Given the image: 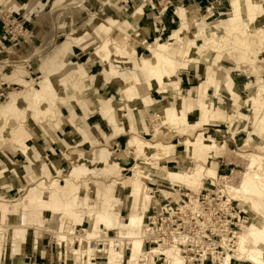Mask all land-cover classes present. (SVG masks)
Wrapping results in <instances>:
<instances>
[{"label":"rangeland","instance_id":"obj_1","mask_svg":"<svg viewBox=\"0 0 264 264\" xmlns=\"http://www.w3.org/2000/svg\"><path fill=\"white\" fill-rule=\"evenodd\" d=\"M48 1L49 0H43L42 2L30 4L28 0H23L24 3H27L24 8L28 13L22 17L19 13H13L11 9L7 8L12 2L9 0L8 2H0V29L2 31L0 34V79L1 75L7 70L16 67L21 68L28 73L24 81L30 82V84L35 87V90H37L36 92L39 91L33 96L19 99L20 96L15 93H20L22 91V85L13 84L12 87L15 89L10 87V91H14L15 93H11V95L14 96L13 100L10 102H8L10 99L9 96L6 97L0 93V121L4 119V125L6 126V128L4 127L2 129L4 131L2 135L12 136L11 139L13 141L17 134L16 130L19 124L23 123V125L27 124L26 126L33 137L34 134L40 136L41 132L39 133L38 131L41 130L43 133V128L47 125L49 126L51 120L58 118L56 117L55 105L59 104L60 107L61 101L67 96H71L77 100L76 97H78L79 91L84 90L82 89V85H80L87 76V70L83 62H87L91 57V53H93L92 50H94L95 55L101 60L103 71L112 65L115 67H123L122 70L126 71L125 67L129 69L128 65L137 63L135 57L129 58L131 54L130 49H132V47L139 56L145 54V56L142 57H147L150 54L146 49L147 44H153L154 46H150L151 48L156 47L158 44H166L172 49L170 52L173 57V67L176 68V78L178 79L179 76L181 82H185V85L179 84L182 89L179 88L178 93H174V106L177 107L178 98H180V96H187L189 94L195 96L196 89H198L197 87L199 86L201 88L203 86H207V88L210 87L209 92L205 97L199 94L198 97L196 96V98L194 97L187 101L184 114L183 111L177 114L175 109L171 108L172 106L166 103L158 104H165L166 109L175 112L178 119L175 122L172 121V123L167 121V119H164L166 122L162 119H158L154 123L152 119L153 115L151 116V113H148L149 110L145 109L141 111L140 119L141 123H143V128H145L144 131L146 132V134L142 132L141 136L149 140L143 141L138 139L137 136H134L131 138L132 141L130 140V143L136 145L137 140L150 145L161 143L167 147L168 153L166 155L168 157L170 152H172L171 145L165 141H150V139L153 140L151 134L153 124L156 132H158V128L163 131L169 127H173L178 129L179 134H188L187 138L189 141L213 140L217 143L221 149V152L218 153L220 156H217V159L211 158L214 160L211 165L209 162L210 157L206 154L201 155L200 153L192 151L193 155L184 158L185 148H179L180 155L183 156L184 161L172 163V165H170L171 167L188 172L192 171L191 168L193 166H202L208 169H213L212 167H214L217 170V174L215 177L208 176L206 173L204 175V180L193 187H189L185 183H174L173 186L176 184L178 185L172 189V197H175V191H178L179 188H188L194 191L197 188L201 189L203 183L207 184L206 187L210 188V182H213L215 186L212 189L216 188L217 190H223L225 184L228 188L233 187L237 189L244 173L247 172V166L252 162L256 164H254L256 174L264 177V111H262L260 107L262 103L264 104V102H262L264 101L262 100L264 99V62H262L264 54L261 55L262 57H257L258 60L256 59L255 63L244 62V60L241 59L243 50L237 48V46L234 48L227 46L224 48L225 50H221V52H217L210 46L208 50H205L207 52L204 51L205 53L203 54L199 53L200 56H197L199 58H195L192 62L183 65L173 55L175 53H172L177 52L183 44L189 41L193 42L196 46L207 47L211 40L210 37L214 35L210 34L206 37H202V22L197 21L188 25L180 41H173L172 37L174 32L180 28V18L177 14L180 5L186 8L195 5L200 15L206 20V24L218 25L215 32L217 36H224L227 39L236 41V38L239 36L237 33L238 31L246 30L247 33H254L258 28L264 27V0H250L249 7L246 8L247 6L245 7L244 5V10L241 11L238 17L233 15L232 0H224V2L223 0H219L224 3L226 7L222 11H219V14L211 8L216 0H204V2H200L199 0H145L144 2L140 0H51L54 5L53 7ZM237 2L240 5L245 1L237 0ZM252 2L255 5H260L259 12H262L260 14L261 16H259L257 12L255 13V10L252 8ZM39 3L45 5V7L41 9L39 5L35 10L34 7ZM58 3L61 4L58 5ZM140 7L143 8V15L141 14L143 20L138 25L134 26V29L135 32L140 30V28L148 29L151 38L145 40V44L137 43L139 41L143 42V35L147 34V30L145 29H143L144 32L138 33V35H133V33H120L118 31L117 36H109L110 34H105L103 30L99 31L96 29L95 25L98 24L99 21L108 22L109 19L120 20L122 23H124L126 19L127 22L133 23L134 20L130 17L134 15L137 8ZM8 16H11L10 20L7 19ZM206 30H208V28H206L205 31ZM86 41L89 43L86 50L91 49L92 52L84 53L85 51H82L81 47L75 46L73 47L74 52L72 56L74 62H81V66L86 71L85 74L81 75L74 72L76 70H74L73 65H71L73 63L69 61V59L67 60L69 63H66L64 67L61 66V68L53 63L56 54H59L63 50L68 54L71 52L73 45H81ZM254 42L255 39L253 37L251 41L248 42L250 50L253 53L256 51V44ZM43 64L46 66L45 70L41 68ZM253 65L256 71L253 70ZM43 70L44 73H42ZM100 72H102L101 67ZM257 72L258 74L256 75ZM138 77L143 81V74H139ZM42 80L44 81L41 82ZM19 81L21 80L17 81L18 84ZM65 82L67 83L66 85H64ZM177 82L178 80H176L175 84ZM40 83H45L50 86L47 89H40ZM109 85L114 86L115 84L110 82ZM9 86L8 83L3 82L0 86V91L1 89H8ZM175 86L174 84H170L167 89L173 90ZM126 92L127 91L124 92L125 97H117L116 103L113 101L112 97H110L112 100L111 102L117 106L118 111L121 106L124 105L123 102H126V100H128L129 103L131 102ZM87 93L91 95V99L94 94L103 96L101 97V101L92 99L97 104V107L102 104L104 99L109 98V95H107L106 91L103 89L97 93L87 90ZM83 94L86 93L83 92ZM79 99L83 100L80 96ZM16 100H18V102H16L14 107ZM131 103L130 105H133L132 108L135 110L138 106L147 107L149 105L148 102L146 103L143 100ZM158 105L154 107V112ZM134 113H136V111ZM217 114H219V118ZM119 117L122 122L124 113H119ZM220 120H224L225 122H219ZM124 121L133 128V120L131 117H127V119L124 118ZM210 122L214 125L209 124ZM102 126L105 130H110L107 125L104 124L103 120ZM216 129L222 132H227L229 129L233 133L238 132L240 134L238 135L237 141V134L234 136L236 143L233 144L230 142L232 137L231 134L226 133L225 135H219L215 132ZM90 133L92 134V129H90ZM122 133L123 130L120 134ZM42 135L41 137L45 139V134ZM105 135L106 134L102 130L100 135L94 136L98 138L97 140L99 142H106V139H101V137H105ZM184 138L186 137H178L171 140L169 134L162 132L159 134V137H157V139L162 140L169 139L174 144L184 140ZM73 139L76 138H72L71 141ZM221 141H225L229 145L228 153H223L224 143ZM27 144L36 149L40 154V156L36 158H33V156L29 158L33 164V176L37 178L34 181L36 185L33 184L28 189L26 187H21V190L18 191V183L13 182L8 188L11 195H15L17 191L18 193L10 199L9 203L11 208L0 212V246L2 247V245H4L5 247V250L0 248V260H4L5 264H48L47 259L52 256L53 264H98V262L105 264L107 262V256L105 252L101 251L103 249L102 242H99L100 244L98 243L101 249L99 248L100 252L98 251L99 253H97L96 256L85 255L84 258L81 259V250L84 253L86 252L84 251L86 248L83 245L76 241L73 242V240H69L63 244L64 254L61 255L62 253H60V249L57 247V239L54 237H56L57 233L66 232V230V233L75 231L70 235L73 237L79 233L85 235L83 230L90 229L91 226H94L92 230L94 233V237L91 241L92 243L96 242L98 239H96V237H99L101 234L103 235L104 232H107L111 237H116V230L108 229L105 227V224L101 222V214H114L119 212L121 216L127 218L131 212L130 208L139 201L138 197L135 195L130 196L131 190L122 189L126 178L133 175L132 167L136 164V161L134 163L135 159L131 160V163L127 167V171L124 173L126 176H124L123 179L122 176H117V174L120 173L119 171H121L123 162L120 163L116 169L112 167H98V169L94 165L95 163L90 162V156H95V154H98L96 153L97 150L104 148L102 144L88 153L83 152L79 158H76V161H68L61 164L62 166L60 167H58V163H62L64 157L61 151L57 150L56 153H54L51 147L48 146L50 150H46L42 153L39 149L35 148L33 141L29 140ZM121 145V147L113 146V149H119V151L115 152L110 150V153H115V155H119L120 157L122 156V160L124 161V151H126L127 145L126 140L123 141ZM9 152L12 151L10 150ZM11 154L14 155L15 153L12 152ZM239 154L244 155L245 161L243 158H240ZM12 155L10 156L16 163H18L17 161L19 160H25L23 155L17 159ZM133 156L135 158V155ZM230 157H233V165H223L219 167L217 160H224ZM148 159V162L157 166L159 165V162L156 161L154 157L150 156ZM33 161L38 164H34ZM138 161L142 163L147 162V160L142 157H139ZM255 161H257V163ZM21 163L24 162H20V164ZM79 164L82 166L84 165V168L79 171V173H82L79 174L78 177L72 176L74 165ZM161 165L163 166L166 164ZM92 169L95 170V173L90 175V170ZM7 171L8 169L6 166L0 161V176H3ZM20 171L21 173H19L25 176V168H20ZM84 172H86V174L88 173V176L85 174L82 175ZM148 174L150 176V172H148ZM149 176H146L145 171H143L141 174V187L148 189V193L150 187L153 188V191L158 192L156 185L146 182V180L152 181V178ZM222 178H228L227 183H224ZM155 180L157 181L158 179ZM90 184H92L93 187ZM160 185L159 183V188ZM228 188L227 190H229ZM166 190L168 193L171 191L170 188H166ZM170 193L168 196L171 195ZM223 194L231 200L236 212H241V215L248 220V224L242 229L240 234L244 232L245 228L250 227L255 220L259 222L262 220L263 223H261L262 225L264 224V189L260 187L254 188V190L246 192V194L241 196V199L245 203L244 208L248 210V213L242 210L239 205V199H234L232 193L224 192ZM156 196L159 199V194ZM89 197H94L96 199L95 204L98 208H91ZM22 198H25V201ZM83 211L86 212H84L85 215L82 213ZM23 212L26 213L28 229L25 231L26 233L20 236L18 231L14 228L21 221ZM49 230L50 232H48ZM40 231L42 233V238L38 239L40 245L37 243L34 244V239L37 238ZM142 233L144 234V232ZM24 237L26 239L24 241L26 243L24 246V254L21 257L15 258L12 254L13 244L22 243ZM235 241L237 242L238 239ZM42 243H44V251H42ZM123 245H125V243H123L118 250L126 246L124 254L128 257L131 254L130 245ZM245 245L246 253L241 252L238 244H235L234 249L232 248V251L229 252L234 257L232 259L238 260V262L236 261L237 264H253L246 261L247 255L252 249H260L264 252L263 244L255 246L250 243L249 240ZM92 246V248H94V244ZM74 249L79 250V253L73 255L72 251ZM145 250H150V248L145 247ZM37 254H42L43 256L38 257L41 259L38 263L32 261V258ZM237 254L239 255L237 256ZM165 255L167 259L165 257H161L160 260L156 258L155 264H171V260L169 263L167 262L171 255L180 257L174 251H167ZM9 259L11 262L8 261ZM180 259L183 264H186L182 257H180ZM148 263L153 264L150 260Z\"/></svg>","mask_w":264,"mask_h":264},{"label":"bare ground","instance_id":"obj_2","mask_svg":"<svg viewBox=\"0 0 264 264\" xmlns=\"http://www.w3.org/2000/svg\"><path fill=\"white\" fill-rule=\"evenodd\" d=\"M140 1L144 2L145 0H140ZM244 1L245 2L243 4H240V5L238 4L237 0L231 1L232 2L231 3L232 11H233V15L235 17L240 16L241 11L244 10V5H245V7L247 6L246 8L249 7L250 0H244ZM252 6H253L252 8L255 10V13L257 12L259 14V16H261L260 14L262 12H259L260 11V5H255L252 2ZM142 9H143L142 7L137 8L134 15H132L130 17L134 20L133 23L137 24L138 20L141 17ZM177 14L180 18V28L174 32L173 37H172L173 41L174 40L177 42L180 41V39H181L182 35L184 34V31L186 30L188 25L190 23L197 22V21L202 22L201 23V25L203 27V29H202L203 34L201 35L202 37H206L207 35L214 34L212 37H210L211 40L209 41V45L207 47L206 46L199 47V46L194 45L193 42L189 41V42L183 44L181 46V48L178 49L177 52H172V53H175L173 55L183 65L192 62V60H194L195 58H199V57H197V56H200L199 53L203 54V53L207 52L205 50H208V47H210V46H212L214 48V50H216L217 52H221V50H225L224 48L227 46H231L232 48L237 46V48H240L241 50H243V54L241 55V59H243L244 62H254L255 63L257 57L259 58V56L264 54V27L258 28L254 33H249V32L247 33L246 30H240L237 32L239 34V36L236 38V41H233L232 39H227L224 36L223 37L217 36L215 34V32H216V29L218 28V25H210L209 23L206 24V20H204V18L200 15V13L198 12V9L196 7L186 8V7H183L180 5L178 10H177ZM133 23L127 22L126 19H125L124 23H122V21H120V20L109 19L108 22L99 21V23L96 24L95 26H96L97 30H99V31L103 30V32L107 35L110 34L109 36H117L118 31L120 33H133V35H138V33L144 32L143 29H140V30L135 32ZM206 28H208V30L205 31ZM252 37L255 39L254 43L256 44V51L254 53L251 52L250 45L248 43L249 41H251ZM171 50L172 49L166 44H158L156 47H153V48L150 47L149 48V52H150L149 56L142 57L140 59L136 58L135 61H137V63L133 64V65L132 64L128 65L129 69H127L125 67L126 71L122 70L123 67H115L113 65L109 68H106L102 73L103 79L105 80V83H107V85H108V83L112 82L113 84L120 86V88L123 92L127 91L126 93H127L129 100L131 102L135 103V102L142 101V100L148 102L147 95H148V91L151 88H159L160 90H162V89H165V87L169 86L170 84H175L176 80H178L176 78V75H175V69L176 68L173 67L174 62H173V57H172L171 52H170ZM66 57H67V53L65 50H63L59 54H56V56L53 59V63H55V65L59 66V68H61V66L64 67L66 65V63H69V61L66 60ZM262 59H263L262 62H264V58H262ZM191 64H194V63H191ZM71 65H73L74 70H76L74 72H76L77 74L82 75V74L86 73V71L83 69V67L81 66L80 63H76V64L73 63ZM123 66H124V64H123ZM250 66H252V65H250ZM254 67L255 66L253 65V70H254ZM254 71H256V70H254ZM139 74L144 75L143 81H141L142 79H140L138 77ZM257 74H258V72L256 73V75ZM254 75H255V73H254ZM43 81L44 80H42L41 82H43ZM19 84L22 85V88H23L22 91L20 93H15L14 91H12L13 94L15 93L18 96H20L19 99H22V98L24 99V98L33 96L39 92V91L36 92L37 90H35V87H33L30 84V82L21 80V81H19ZM66 84L67 83L65 82L64 85H66ZM39 85H40V89H47L50 86V85H47L45 83H40ZM80 85H82V89H84V90H80V91L78 90L79 91L78 97L75 96L79 102L81 101L79 99V96L82 99L85 96L91 98V95L89 93H87L85 88L83 87V81L80 83ZM83 92H85L86 94H83ZM6 96H7V94H6ZM101 97H103V96H99L97 94H94L92 96V99L101 101L102 100ZM262 100H264V99H262ZM262 102H264V101H262ZM64 104H66V103H64ZM62 105H63V103H62ZM58 106H59V104H58ZM260 107H261V110L264 111V104L263 103L261 104ZM98 110L101 114V117H102L104 124L107 125L108 129H110L112 134L114 136L116 134H120V132L123 130V128H122L123 125H122L121 119H120L119 114H118L119 111L117 109V106L113 103H110V102H102V104L99 105ZM56 117H58L57 119L62 118L60 115H57ZM152 119L154 120V123L158 119L159 120L167 119V121L172 123V121L173 122L177 121L178 118H177V116L173 110L166 109L165 104H161V105H158L156 107V111L154 112ZM26 125L27 124L23 125V123L19 124L18 129L16 130L17 134L13 139V143L15 145H17V147L20 148V152L23 155L30 158L31 154L34 153V151L31 148L27 147L24 144V142L27 138H30V137L33 138V136L29 132ZM91 129H92V134H94V135H98V134L100 135V132L102 131V129L99 125H95ZM105 138H109V137H107V135H105ZM130 147L132 150H134L136 164L133 167V175L126 178L125 184L122 187V189L123 190H131L132 192H131L130 196L135 195L136 197H138L139 201L130 208L131 212L127 218L121 216L119 212L114 213V214H112V213L111 214L110 213L101 214V222L104 223L105 227H107L108 229L116 230V237H111L107 234V232H104L103 235L99 234L100 236L96 237V239L98 238L96 240V242L92 243L91 241L94 237V233L92 232V230L94 229V226H91L90 229L83 230L85 235L79 233L78 235H75L73 237L70 235H72L75 231L66 233L67 230H66V232L57 233L56 237H54V238L57 239V242H58L57 247L60 249V253H62L61 255L64 254V251H63L64 245L63 244L69 240H71V241L73 240V242L76 241L86 248V250H84V251H86L85 253L81 250V254H80L81 259H83L85 255L96 256L97 253L100 252L99 251L100 247L98 246V243L102 242L103 249L101 251L105 252V255L107 256V262L105 264H149L148 263L149 260L153 264H155V257H157V256L161 255L167 259L166 255H165V253L167 251H174L177 255H179L180 257L183 258V256L180 254V251L178 250V248H176L174 246L173 247H163V246L152 247L150 250H145L146 232H145V226H144L145 221L144 220L147 216L146 213H147L148 209L151 206L156 205L157 200L155 199V197H153V193H148V191H147L148 189H146V188L144 189V187H141V181H142L141 174L143 173V171H145L146 176L149 175L148 172L154 173V179H158L157 181L161 184L159 191L164 196H168V194L171 191H169V193L166 192L167 191L166 188H170L172 190L173 189L172 186L174 183H177V182L185 183L187 186L193 187V186L198 185L200 182H202L204 180V175L206 173L208 176H215L216 177L217 172L211 168L208 169V168H204L202 166H193L191 168L192 169L191 172L190 171L188 172V171H185L182 169H174V168H168V167L157 168L155 164L148 162V160H149L148 157H150V156L154 157L156 161L165 160L167 157L166 154L168 153L167 147H165L161 143H157L155 145H150L148 143L141 142L139 140H137L136 145L130 143ZM184 147H185L184 158H188L189 156L193 155L192 151L200 153L201 155L206 154L210 158H217L218 153L221 152L220 147L213 140H211V141H209V140L208 141H206V140H201V141L186 140V142L184 143ZM96 153H98V154H95V156H90L89 159H91L90 162L95 163L94 165L97 168L98 167L99 168L100 167H106V168L112 167V168L116 169L118 167V165L121 163V160L123 158L122 156L120 157L119 155H115V153H110L109 151H107L104 148L97 150ZM139 157H142L143 159L147 160V162H144V163L139 162L138 161ZM33 162H34V164H38V163H35V161H33ZM255 162L257 163V161H255ZM254 164L255 163L252 162L251 164H249V166H247V170H246L247 172L244 173L242 180L239 184V187L237 189L233 188V187L228 188V186L225 184L224 189L220 190L223 193L224 192L225 193L229 192L230 194L232 193L234 196V199L238 198L239 203H240L239 205L241 206L242 210L245 213H248V210H246V208H244L245 203L241 199L242 198L241 196L243 194H246V192L254 190V188L260 187L261 189H264V177H261V175L256 174V169H255ZM73 168H74V171L72 173V176L78 177L79 174L82 173V172L79 173V171H80V169L84 168V165L83 166L81 164L74 165ZM94 173H95V170H93V169L90 170V175L94 174ZM84 174L88 176V173L86 174V172H84L82 175H84ZM0 175H1V173H0ZM98 177H99V175H98ZM123 179H124V177H123ZM222 180L224 181V183H227L228 178H222ZM33 183H35V182H33ZM66 184H68V183H66ZM71 184H73V183H71ZM34 185H36V184H34ZM90 185H92V184H90ZM92 187H93V185H92ZM203 187H204V183H203L201 189L197 188L194 190V192L196 194H198L203 189ZM227 188L229 190H227ZM4 191H6V189ZM56 192H58V191H56ZM78 192H79V190H78ZM149 192H150V189H149ZM49 193H51V192H49ZM1 195H2V193H1ZM22 199L25 201V198H22ZM28 200H30V199H28ZM95 200L96 199L94 197H92V198L89 197L90 206L92 209L97 207V205L95 204ZM36 201H38V200H36ZM110 201H111V199H110ZM16 206H18V205H16ZM69 209H71V208H69ZM81 209H82V207H81ZM79 211H80V209H79ZM85 211H87V210H85ZM85 211H83L82 213H84ZM85 213H84V215H85ZM72 214H73V212H72ZM260 221L263 223L262 220H260ZM261 222L255 220L251 224L250 227H247L244 229V232L242 234H240V232L237 234L236 239H238V241L237 242L235 241V244L239 245V249L241 250V252L246 253V248H245L246 245L245 244H247L249 240H250V243L254 244L255 246L261 245V244L264 245V226H263L264 224L262 225ZM244 227H246V226H244ZM14 229L18 231V234L20 236L22 234L26 233L25 231L28 229L27 228L26 213H24V212L22 213L21 221L19 222V224H17L15 226ZM242 229H241V231H242ZM71 230H73V229H71ZM48 232H50V230ZM142 232H144V234ZM35 234H36V232H35ZM6 237H7V233H6ZM70 237H73V238H70ZM39 238H42L41 231L38 233L37 238L34 239V244L37 243L38 245H40V241H38ZM25 240L26 239L24 237L22 239V241H23L22 243L13 244V247L11 246L13 248L12 254L15 256V258L21 257L24 254L23 253L24 248H25L24 246L26 245V243L24 242ZM123 243H125V245H130L131 254L128 257H126L124 254V249H126L125 245H123V246H125V248H121L120 250H118V248H120ZM93 244H94V248H92ZM68 245H71V244H68ZM234 247H235V245H234ZM0 248L5 250L4 245H2V247L0 246ZM230 251H232V250H230ZM230 251H227L225 257L219 261V264H231V260H233L232 258H234V257H233V255H231L229 253ZM78 253H79V250L74 249L72 251L73 255H76ZM239 254H240V252H239ZM239 254H237V256ZM169 257H170L169 260H167L168 263L171 260V264H172V262H173V264H183L180 257H178L176 255H173V256L171 255ZM65 258H66V256H65ZM77 258H79V257H77ZM91 258H94V257H91ZM246 261H249L253 264H264V252H262L260 249H254V250L252 249L248 253ZM75 263H76V261H75ZM98 264H101V263L98 262Z\"/></svg>","mask_w":264,"mask_h":264},{"label":"crops","instance_id":"obj_3","mask_svg":"<svg viewBox=\"0 0 264 264\" xmlns=\"http://www.w3.org/2000/svg\"><path fill=\"white\" fill-rule=\"evenodd\" d=\"M6 1L8 2V0H0V2ZM10 2H12L7 8L11 9L13 13H19L20 16H24L26 13V9L24 8L25 4L23 0H9ZM43 0H28V3L30 4H34V2H42ZM200 2H204V0H199ZM224 2V0H223ZM48 3H50L52 5V7L54 6L53 3L51 2V0L48 1ZM61 3H58V5H60ZM181 4V3H179ZM40 5V8H44L45 5L39 3L38 5H36L34 7V9L36 10ZM212 10H215L217 14H219V11H222L223 9H225V4L222 3L219 0L214 1ZM189 7H196L195 5H191ZM15 9V10H14ZM199 11V10H198ZM143 15V13H142ZM141 15V16H142ZM143 17H140V20L137 22V24H134V26L138 25L140 22H142ZM139 29V28H138ZM140 29H146V28H140ZM147 30V34H144V40L143 42H137V43H142L145 44V40H149L151 38V34L150 32ZM1 29H0V34H1ZM81 47L82 51L86 52H90V50H86L87 46H89V43L84 42L81 45H73L71 48V52L67 54L66 60L69 59V61H71L72 63L76 64V63H81V62H74L73 61V47ZM150 46H154L153 44H147L146 45V49L147 51H149ZM93 53H91V57L87 60V62H83L85 64L86 70H87V76L86 78L83 80V86L87 92V90H91V92H100L102 89L106 91V94L109 95L108 99H104L103 102H110L112 103L110 97H112L113 101L116 103V99L117 97H125L124 92L121 90L120 86L118 85H114V86H110L109 83L107 85V83H105V80L103 79L102 76V72H103V64L101 62V60L99 59V57H97L94 53V50H92ZM91 51V52H92ZM131 54L129 58H138L140 59L142 56H139L136 52V50L132 47V49H130ZM93 57V58H92ZM95 58V59H94ZM100 67L102 72H100ZM42 69H46V66L43 64V66L41 67ZM44 70L42 73H44ZM28 76V73L21 69V68H14V69H9L7 70L5 73H3L1 75V79H0V86L3 82L8 83L10 86L8 89H1L0 93H2L3 95L9 96V101L13 100V96L11 95V91H10V87H12L13 84L16 85H20L18 84V80H25L24 78ZM179 84H184L185 82H181L179 76H178V82L174 85H176L174 87V89H167V87H165V89L160 90L159 88H151L148 91V95H147V100L149 102V105L147 107H141L138 106L135 109L132 108V106L130 105L129 101L126 100V102H123L124 105L121 106V108L119 109V113L123 112L124 113V118L127 119V117H131V119L133 120V128L130 127V125H128V123H125L124 118L122 120V125H123V133L114 136L112 134V132L109 130H105V128H103L102 126V117L101 114L98 110L97 104L89 97H83V100H81L80 102L77 101L76 99H74L71 96H67L63 101H61V106L59 108V106L56 104L55 105V111L57 115H60L62 118L59 119H53L50 121L49 126H45L43 128L44 132L42 133L41 130H39L38 132H41V135H36L34 134L33 138H27L24 142V144L33 149L34 153L31 154V157L33 156V158H36L38 156H40V154L37 152L36 149L30 147L27 144V141H33L35 148L39 149V151H41L42 153H44L46 150H50L48 148V146L51 147V150L56 153L57 150L61 151L63 154V159H62V163H58V167L62 166L61 164L66 163L68 161H76V158L82 155L83 152H90L92 149L101 146H104V149H106L107 151L110 152V150H113L115 152H118L119 149H113V146H122L121 144L123 143V141L126 140V151H124L125 155L124 156V161L121 160L122 166H121V171H119L120 173L117 174V176H126L124 173L127 171V167L129 166V164L131 163V160L135 159L134 158V152L130 147V142L132 141L131 138H133L134 136H137L138 139H141L143 141H147L149 139H146L144 137L141 136V133H145L144 131L145 128H143V123H141V111L147 109L149 110L148 113H151V116L154 114V107L160 103H166L170 106H172L171 108H174L175 111L177 112V114H180L179 112L183 111V114L185 113V108L187 107V101H189L190 99H193L194 97L196 98V96L198 97V95L200 94L202 97H205V95L209 92V88H207V86H203L202 88L199 86L197 87L198 89H196V95H187V96H180V98H178V104L177 107L174 106V93H178L179 88L182 89V87L179 86ZM221 86V85H220ZM13 88V87H12ZM223 88V87H222ZM15 89V88H13ZM17 91V90H16ZM6 96V97H7ZM53 99V98H52ZM219 101V100H217ZM16 102H18V100L15 101L14 103V107L16 105ZM146 102V101H145ZM63 103V105H62ZM66 103V104H64ZM147 103V102H146ZM132 104V103H131ZM58 106V107H57ZM143 106V105H142ZM169 106V107H170ZM73 109V110H72ZM136 111V113H134ZM138 111V112H137ZM118 113V114H119ZM218 118L220 117L219 114ZM121 116V114H120ZM129 121V120H128ZM5 120H1L0 121V135H1V139H0V161L3 165L6 166V168L8 169V171L6 173L3 174V176H0V212L4 211L5 209L11 208L10 206V199L13 198V196H15L19 190H21V187H26L27 189L29 187H31L33 183L37 178L34 177V170H33V164L32 161L25 155H23L20 152V148L17 147V145H15L12 141V136H4L2 135V133H4V131L2 130L4 127L6 128V126L4 125ZM127 122V121H126ZM153 122V120H152ZM219 122H225L224 120H220ZM218 122V123H219ZM208 124V123H207ZM209 124H212L211 122ZM95 125H100L101 129L104 131V133L107 135V137L109 138H105V137H101L106 139V142H99L94 135H92L90 133V129L95 126ZM214 125V124H212ZM211 125V126H212ZM92 126V127H91ZM210 126V125H207ZM160 127V126H159ZM206 127V126H205ZM48 129V130H47ZM50 129V130H49ZM173 128V127H169L166 130H161L160 128H158V132H156L155 130V126L153 124V130L151 131L153 140L150 139V141L152 142H156V141H162V142H166L169 145L172 146V152H170V155L165 159V160H160L159 165L156 167L158 168H163V167H168V168H174L171 167L170 165H172V163H178L180 161H184L183 156L180 155V151L179 148L180 147H184V143L186 140H189L187 138L188 134H179L178 129ZM188 129V128H187ZM189 130V129H188ZM165 133V134H169L170 139L173 140L175 138H182V137H186L184 138V140L179 141L177 144H174L172 141H170L169 139H157V137H159V134ZM215 132H217L219 135H225L226 133L231 134V140L230 142L235 144V139L234 136L237 134L236 137V141L237 138L239 137L238 135L240 133L236 132L233 133L231 132L229 129L227 130V132H222L220 130H215ZM108 133V134H107ZM224 133V134H223ZM42 134H45V139H43L41 136H43ZM129 135V138H128ZM218 137V136H217ZM72 138H76L73 139L71 141ZM218 139V138H217ZM131 140V141H130ZM220 141V140H219ZM224 143V152H229V145L225 142V141H221ZM100 144V145H98ZM119 147V148H120ZM8 148V149H6ZM185 148V147H184ZM14 152L15 154L12 155V152ZM15 150V151H14ZM222 153V154H223ZM21 154V155H20ZM12 155L14 158H20L22 157V155L25 157L24 161H17L18 163H16L14 161V159L10 156ZM220 155H218L219 157ZM240 158H244V155L239 154ZM217 159V158H216ZM233 157L230 158H226L224 160H217V162L219 163V167L226 165V166H230L233 165ZM211 158L209 159L210 165L212 163ZM20 162H24L21 163ZM135 163V160H134ZM23 164V166H22ZM161 164H166V165H161ZM212 167V166H211ZM20 168H25L26 170V174L25 176L21 175V171ZM133 168V167H132ZM131 168V169H132ZM213 170H215L217 172V170L212 167ZM20 172V173H19ZM217 174V173H216ZM149 176V175H148ZM152 178L151 180H146V182H149L150 184L156 185L157 186V191L158 193H161L159 191V183L154 179V173H150V176ZM17 181V182H16ZM14 183H18V191L16 192L15 195H11L8 191L9 186H11ZM178 185V184H176ZM173 186V189L175 188V186ZM183 185V184H182ZM6 189V191H4ZM32 190V189H31ZM2 193V195H1ZM153 197H155L153 195ZM4 198V199H3ZM155 199L157 200V198L155 197ZM9 200V201H8ZM157 206H151L147 213L153 208ZM5 215V214H4ZM42 251H44V243H42ZM43 253V252H42ZM50 254V253H48ZM39 256L43 257L42 254H37L35 257L32 258V261L38 263V261H41L40 258H38ZM23 259V258H22ZM26 259V258H25ZM10 261V259L8 260ZM31 261V263H32ZM235 261L238 262V260L233 259L232 263H234ZM11 262V261H10ZM48 264H53V260H52V256H50L47 259ZM0 264H5L4 260H0Z\"/></svg>","mask_w":264,"mask_h":264},{"label":"built area","instance_id":"obj_4","mask_svg":"<svg viewBox=\"0 0 264 264\" xmlns=\"http://www.w3.org/2000/svg\"><path fill=\"white\" fill-rule=\"evenodd\" d=\"M8 20L11 16L7 17ZM1 43V42H0ZM204 184L196 194L188 188H179L175 197L150 192L157 198L145 218V247H176L186 264H219L232 248L236 236L248 220L236 212L233 203L220 190ZM164 256H157L161 259ZM231 264H237L235 261Z\"/></svg>","mask_w":264,"mask_h":264}]
</instances>
